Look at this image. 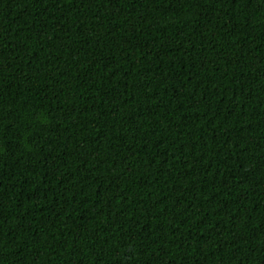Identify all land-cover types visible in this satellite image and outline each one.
<instances>
[{"label":"trees","instance_id":"1","mask_svg":"<svg viewBox=\"0 0 264 264\" xmlns=\"http://www.w3.org/2000/svg\"><path fill=\"white\" fill-rule=\"evenodd\" d=\"M0 264H264V0H0Z\"/></svg>","mask_w":264,"mask_h":264}]
</instances>
